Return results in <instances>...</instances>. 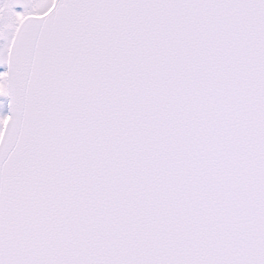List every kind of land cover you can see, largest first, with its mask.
Segmentation results:
<instances>
[{
	"label": "snow or ice",
	"instance_id": "1",
	"mask_svg": "<svg viewBox=\"0 0 264 264\" xmlns=\"http://www.w3.org/2000/svg\"><path fill=\"white\" fill-rule=\"evenodd\" d=\"M0 264H264V0H0Z\"/></svg>",
	"mask_w": 264,
	"mask_h": 264
}]
</instances>
